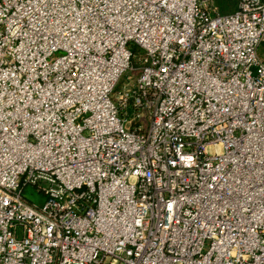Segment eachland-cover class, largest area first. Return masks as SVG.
I'll return each mask as SVG.
<instances>
[{
	"label": "built area",
	"instance_id": "1",
	"mask_svg": "<svg viewBox=\"0 0 264 264\" xmlns=\"http://www.w3.org/2000/svg\"><path fill=\"white\" fill-rule=\"evenodd\" d=\"M0 264H264V0H0Z\"/></svg>",
	"mask_w": 264,
	"mask_h": 264
},
{
	"label": "rangeland",
	"instance_id": "2",
	"mask_svg": "<svg viewBox=\"0 0 264 264\" xmlns=\"http://www.w3.org/2000/svg\"><path fill=\"white\" fill-rule=\"evenodd\" d=\"M131 47H132L133 51L136 53V58L134 59V64L136 66H138V61H137L138 57L137 56L141 53L142 50H140L138 47H136L134 45H132ZM128 75H130V76L132 75L133 81H135L136 78L139 76V71L138 70H136V71L129 70L126 73H124L123 76L120 78L115 91H119L120 89L123 88L124 84L129 82V79L127 77ZM148 124H149L148 121L144 120V126L146 127V129L148 128ZM24 196L26 198H28V200H30L31 202H33L37 206L43 205L46 201L45 194L38 192L37 189L32 185H29L25 188Z\"/></svg>",
	"mask_w": 264,
	"mask_h": 264
},
{
	"label": "trees",
	"instance_id": "3",
	"mask_svg": "<svg viewBox=\"0 0 264 264\" xmlns=\"http://www.w3.org/2000/svg\"><path fill=\"white\" fill-rule=\"evenodd\" d=\"M239 0H215L219 13L229 14L237 9Z\"/></svg>",
	"mask_w": 264,
	"mask_h": 264
}]
</instances>
